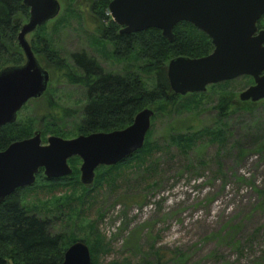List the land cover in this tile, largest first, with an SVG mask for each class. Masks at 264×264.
Listing matches in <instances>:
<instances>
[{
    "label": "rangeland",
    "instance_id": "obj_1",
    "mask_svg": "<svg viewBox=\"0 0 264 264\" xmlns=\"http://www.w3.org/2000/svg\"><path fill=\"white\" fill-rule=\"evenodd\" d=\"M58 1V16L27 35L31 45L45 36L68 60L84 50L107 71L124 73L128 62L135 64L133 58H116L112 42L99 36L90 10L93 0ZM36 57L50 74L44 97L54 101L61 125L74 130L86 100L84 88ZM140 74L152 87L153 76ZM253 83L245 75L210 84L193 97L183 95L172 117L145 106L155 112L147 141L154 150L121 176L110 179L105 174L109 166L103 165L93 184L84 185L82 159L74 156L68 160L73 176L53 182L42 169L17 196L28 211L53 219V233L86 242L94 264H264V150H258L264 144V99L256 104L239 99ZM223 93L235 101L225 119L224 142L202 136L181 151L168 141L170 133L216 128L220 122L214 106ZM45 103L30 99L18 119L32 118ZM64 109L69 113L63 114ZM36 130L43 144L55 135H44L39 125Z\"/></svg>",
    "mask_w": 264,
    "mask_h": 264
},
{
    "label": "water",
    "instance_id": "obj_2",
    "mask_svg": "<svg viewBox=\"0 0 264 264\" xmlns=\"http://www.w3.org/2000/svg\"><path fill=\"white\" fill-rule=\"evenodd\" d=\"M29 18L18 33V44L25 62L0 70V126L13 123L30 99L41 97L50 80L41 66L27 35L58 16V0H22ZM121 33L131 34L149 28L161 30L174 40V27L186 21L204 31L214 44L211 53L201 57L178 56L167 66L172 91L176 94L204 92L210 84L251 76L254 83L239 99L258 102L264 99V31L257 21L264 14V0H111L108 6ZM154 110L145 107L128 127L110 132H93L66 139L50 135L42 142L41 130L12 142L0 150V203L17 189L31 186L41 169L49 179L72 174L68 160L82 159L81 182L93 184L99 166H112L144 146ZM61 264H92L89 246L73 241Z\"/></svg>",
    "mask_w": 264,
    "mask_h": 264
},
{
    "label": "trees",
    "instance_id": "obj_3",
    "mask_svg": "<svg viewBox=\"0 0 264 264\" xmlns=\"http://www.w3.org/2000/svg\"><path fill=\"white\" fill-rule=\"evenodd\" d=\"M110 1L93 0L90 5L99 36L112 42L116 58H133L136 65L128 62L124 73L107 71L96 57L84 50L71 53V60H68L45 36H39L37 42L31 45L34 53L47 60L46 65L51 71L61 73L70 83L84 88L86 100L80 108L81 116L71 131L61 125V120L53 112L55 104L51 97H44L43 94L33 98L35 101L40 98L46 100L43 111L28 120H19L17 117L15 122L0 126V150L6 149L14 141L31 137L38 125L44 129V135L55 134L69 138L124 129L133 123L136 114L147 105L155 106L157 112L169 117L178 112L179 100L184 96L174 93L170 87L168 63L178 56L196 58L211 53L214 48L211 39L186 21L174 27L173 41L165 38L157 28L131 34L121 33V26L109 14ZM28 17L29 8L22 0H0V70L24 63L17 36ZM44 28L45 25L38 30ZM140 72L153 76L152 87L147 85ZM187 95L193 97L199 93ZM234 102L228 93L219 95L214 106L220 122L216 128L204 127L193 132L170 133L168 141L177 145L181 151L190 149L202 136H208L210 141L224 142L227 131L225 119L234 109ZM65 113H69L68 109L63 110ZM149 131L141 149L107 167V177L114 179L115 175H123L133 161H146V157L154 150L147 142L151 134ZM258 150H264V144ZM66 177L50 180L58 182ZM16 191L0 203V264H7L8 259L14 264H61L65 251L76 239H70L64 232L53 233V219L28 211Z\"/></svg>",
    "mask_w": 264,
    "mask_h": 264
},
{
    "label": "flooded vegetation",
    "instance_id": "obj_4",
    "mask_svg": "<svg viewBox=\"0 0 264 264\" xmlns=\"http://www.w3.org/2000/svg\"><path fill=\"white\" fill-rule=\"evenodd\" d=\"M189 23V22H188ZM191 24V23H190ZM193 25V24H192ZM257 31H256V33H255V35H258L259 34V32L260 31H264V14L260 17V19L257 21ZM194 26V25H193ZM197 28V27H196ZM198 30H200L199 28H197ZM200 31H202V30H200ZM203 33H205L204 31H202ZM206 34V33H205ZM207 35V34H206ZM208 36V35H207ZM209 37V36H208ZM210 38V37H209ZM211 39V38H210ZM211 41H212V39H211ZM212 44H213V42H212ZM213 46H214V44H213ZM214 49V48H213Z\"/></svg>",
    "mask_w": 264,
    "mask_h": 264
}]
</instances>
